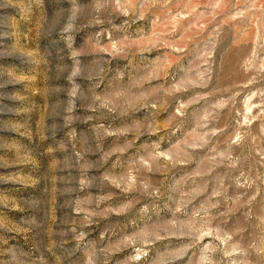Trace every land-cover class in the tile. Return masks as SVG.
Listing matches in <instances>:
<instances>
[{
	"label": "rangeland",
	"instance_id": "374dc122",
	"mask_svg": "<svg viewBox=\"0 0 264 264\" xmlns=\"http://www.w3.org/2000/svg\"><path fill=\"white\" fill-rule=\"evenodd\" d=\"M0 264H264V0H0Z\"/></svg>",
	"mask_w": 264,
	"mask_h": 264
}]
</instances>
